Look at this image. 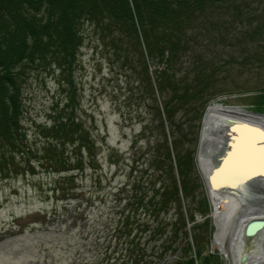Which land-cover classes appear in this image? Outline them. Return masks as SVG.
I'll use <instances>...</instances> for the list:
<instances>
[{"label":"trees","instance_id":"16d2710c","mask_svg":"<svg viewBox=\"0 0 264 264\" xmlns=\"http://www.w3.org/2000/svg\"><path fill=\"white\" fill-rule=\"evenodd\" d=\"M261 1L256 0L257 3ZM251 2L0 0V176L6 177L18 168L30 170L33 164L29 158L37 155L39 164H44L46 169L66 171L73 168L70 165L72 162L66 158L68 153L63 154L62 145L69 140L75 142L77 172L87 162L83 161V157H89L91 162L95 160L94 141L77 114L76 121L72 117L64 119L59 116L47 128L43 127L45 141L40 150L27 142L21 123V82L25 69L54 63L71 82L67 75L77 59L84 31L87 27L92 28L121 63L125 64L128 60L132 68L134 61L139 62L146 90L151 96L154 91L150 85L147 61L150 59L162 65L154 69L156 73L152 78L159 97L157 102L153 96L151 118L156 121L155 139H146L145 148L140 149L142 159L139 166H130L126 179L130 185L116 190L114 195L112 193L114 214L122 217L112 227V231L124 242L119 248L120 254L124 251L126 258L129 253V257L136 260L135 264H140L141 259L146 262L143 258L147 249L145 242L156 240L155 234H158L162 241L156 249L151 245V263L154 256L160 257L171 249L176 251L174 259L170 262L165 260L163 264H220L219 257L207 251L206 243H201L198 233L191 232L192 227L198 224L186 226L194 219V211H198L204 215L203 223L208 224L211 231L209 216L206 215L210 206L204 194L203 181L196 174L194 160L199 119L207 97L215 92L212 74L217 66L213 61L216 51L204 46L229 44L224 39L228 33L233 38L241 37V42L260 35L264 28L260 20L250 27L252 19L245 21L243 18L244 14H250L249 19L252 18L254 11L247 9ZM244 21L246 23L242 25ZM237 22L239 25H236ZM182 62L185 64L182 65ZM259 94L264 95V92ZM255 109L258 110V107ZM177 114L186 126L194 127L189 140L191 146L182 148L184 133L175 119ZM164 125L172 137L170 143ZM149 126V122H144L141 132H146ZM178 130H181L179 135ZM137 171L141 174L133 176ZM162 173L166 174L165 180L160 178ZM71 175L64 176L70 178ZM156 178L160 181L152 194L151 191L144 193V186L141 193L132 189V184L142 185L143 179H148L146 183L153 188ZM196 186L201 192L198 199L193 193ZM117 204L119 207H116ZM139 207L151 216L150 219L139 220L136 215ZM171 208L172 214L167 220L165 217L159 219L161 214L167 216ZM143 231H148L147 239L141 242L139 238ZM187 235L191 241L187 240ZM176 238L177 246L171 245Z\"/></svg>","mask_w":264,"mask_h":264},{"label":"rangeland","instance_id":"374dc122","mask_svg":"<svg viewBox=\"0 0 264 264\" xmlns=\"http://www.w3.org/2000/svg\"><path fill=\"white\" fill-rule=\"evenodd\" d=\"M247 9L254 11L250 19V14L243 15L245 21L252 19L250 27L259 20L264 25V0L260 3L252 0ZM260 32L256 38L246 42L228 33L224 39L229 44L204 46L216 51L213 61L217 66L212 74L215 92L207 97L203 110L212 100H217L264 113V95L259 94L264 92V28ZM125 61V64L121 63L99 34L87 27L77 59L67 75L71 82L54 63L25 69L21 82V123L27 142L40 150L45 141L43 127L47 128L59 116L64 119L72 117L76 121L77 114L94 141L95 160L91 162L84 155L83 161L87 162L77 172L75 142L69 140L62 145L63 154L68 153L66 158L72 162L73 168L66 171L46 169L44 164H39L37 155L29 158L33 164L30 170L18 168L6 177L0 176V264H135L136 260L129 257V253L126 258L124 251L120 254L119 248L124 242L112 231L117 220H122L118 213L114 214L112 193L114 195L116 190L130 185L126 181L130 166H139L142 159L140 149L145 148L147 138L155 139L156 121L151 118L153 96L157 102L159 97L152 78L156 73L154 69L162 65L150 59L147 61L150 85L154 91L151 96L146 90L139 62L134 61L130 68V62ZM257 107L258 110L255 109ZM179 115L175 119L184 133L182 148H185L191 146L189 140L194 127L186 126ZM200 120L201 117L194 158ZM144 122H149L151 129L147 128L143 133L141 127ZM164 129L170 143L172 137L168 134V127L164 125ZM177 133L179 135L181 130ZM194 160L196 174L202 181ZM69 173L72 174L70 178L64 176ZM138 174L141 172L137 171L133 176ZM160 178L165 180L166 174L162 173ZM160 178H156L153 188L146 183L148 179H143L142 185L132 184V189L141 193L144 186V193L151 191L152 194ZM194 190L195 198H200L199 187ZM204 194L210 206L206 189ZM171 214L172 208L167 216L161 214L159 219L165 217L167 220ZM136 215L140 221L151 217L142 207L137 209ZM206 215L209 216L211 231L208 224L203 223L204 215L194 211L190 224L198 225L192 227L191 232L198 233L201 243H206L207 251L216 254L219 263L224 264L225 258L212 246L217 232L212 209L209 208ZM147 233L143 231L139 241H145ZM155 237L156 240L145 242L147 249L143 258L146 262L141 259L140 264H163L165 260L170 262L174 259L176 251L167 249L160 257L154 256L152 263L149 262L151 245L156 249L162 241L158 234ZM187 240L191 241L189 235ZM176 243L177 238L171 245L177 246Z\"/></svg>","mask_w":264,"mask_h":264},{"label":"bare ground","instance_id":"6f19581e","mask_svg":"<svg viewBox=\"0 0 264 264\" xmlns=\"http://www.w3.org/2000/svg\"><path fill=\"white\" fill-rule=\"evenodd\" d=\"M233 121L256 125L264 131V113L212 100L204 109L200 122L196 163L206 183L213 223L217 228L212 246L228 264H262L264 262V224L252 235H244L245 223L252 218L264 219V163L263 173L243 187L212 188L207 176L214 166V158L221 150ZM229 145L223 157L221 172L213 175L215 182L240 183L258 166L260 146L254 144L251 158L241 155V131ZM253 138V135H252ZM254 139V138H253ZM228 246V250L226 249Z\"/></svg>","mask_w":264,"mask_h":264},{"label":"water","instance_id":"95a60500","mask_svg":"<svg viewBox=\"0 0 264 264\" xmlns=\"http://www.w3.org/2000/svg\"><path fill=\"white\" fill-rule=\"evenodd\" d=\"M249 125L251 128L254 129H259L261 131H263L260 127L253 125V124H249L246 122H236L233 121L229 124H227L228 126V135L227 138L225 140L224 145L222 146L221 150L217 153V155L214 158V166L211 168L208 176H207V182L210 185V187L212 188H219V187H236V186H244L246 185L252 178L257 177L259 175H261L263 173V163L261 161V150L264 149V140L260 139L256 134H252L253 135V141L254 144L259 145L260 146V152H259V156H258V166L244 179V181H241L240 183H224V182H215L213 180V175L217 172V170L220 168L221 162L223 160V157L227 154L228 150H229V145L233 142L234 139H236V137H238L237 135V130H238V126L239 125ZM239 131V130H238ZM204 187H206V183L203 179V177L201 176ZM264 224V219L262 218H252L250 220H248L243 228V233L244 235H252L253 233H255L262 225ZM221 254V253H220ZM224 264H228L227 260L224 259Z\"/></svg>","mask_w":264,"mask_h":264},{"label":"snow or ice","instance_id":"6c2138e0","mask_svg":"<svg viewBox=\"0 0 264 264\" xmlns=\"http://www.w3.org/2000/svg\"><path fill=\"white\" fill-rule=\"evenodd\" d=\"M238 130L241 131V155L243 158L248 159L254 153V141L252 138V134H256L260 139L264 140V131L259 129L251 128L249 125H239ZM261 161L264 163V149L261 150ZM221 170H218V174ZM214 176V180H215Z\"/></svg>","mask_w":264,"mask_h":264},{"label":"built area","instance_id":"2783aa9c","mask_svg":"<svg viewBox=\"0 0 264 264\" xmlns=\"http://www.w3.org/2000/svg\"><path fill=\"white\" fill-rule=\"evenodd\" d=\"M216 99H219V98H216Z\"/></svg>","mask_w":264,"mask_h":264}]
</instances>
